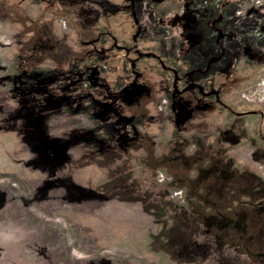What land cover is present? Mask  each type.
I'll return each mask as SVG.
<instances>
[{
	"label": "rangeland",
	"instance_id": "1",
	"mask_svg": "<svg viewBox=\"0 0 264 264\" xmlns=\"http://www.w3.org/2000/svg\"><path fill=\"white\" fill-rule=\"evenodd\" d=\"M54 1L0 0V264H245L222 257L217 235L204 243L197 208L172 210L168 201L182 205L184 190L151 197L144 187L172 180L150 170L170 143L211 148L212 166L229 162L233 173L220 192H206L211 178L199 185L214 204L207 210L236 217L243 207L263 247L264 214L250 203L264 196V0H233L238 42L189 52L182 47L193 41L176 25L155 26L138 1ZM108 28L113 37L102 34ZM36 39L39 56L46 46L55 57L34 61ZM139 43L161 48L166 64L136 52ZM143 136L154 148L130 150ZM130 153L139 173L118 176Z\"/></svg>",
	"mask_w": 264,
	"mask_h": 264
},
{
	"label": "trees",
	"instance_id": "2",
	"mask_svg": "<svg viewBox=\"0 0 264 264\" xmlns=\"http://www.w3.org/2000/svg\"><path fill=\"white\" fill-rule=\"evenodd\" d=\"M54 2H58V0H55ZM108 30L109 28L102 34L113 37L111 31ZM99 36H101L100 33L94 37L95 42L99 40ZM76 100H78V98ZM220 104L225 108L227 107L223 103ZM150 144L151 143L147 139V136H143L141 140L140 138L135 140L134 144L129 147V149H132L133 152L135 151V149H138L140 147H144L145 149L147 148L150 150V148H154ZM157 145L159 146L162 144ZM169 145L170 146H167L168 148L170 147L168 149L169 151L166 150L165 152H163L164 154H158L157 158H154L152 155L153 153H151L150 156L154 158V161H152L151 163L150 170L155 173L158 170L164 169L167 174L171 176L172 180L169 182V184L163 186H157L154 184L153 186L155 189L142 186L148 193V196L163 197L164 195L169 194V191L174 188L184 190L186 193V197L185 202L182 205H176L170 201H168V204L170 205V207H172V210H174V212L178 210L182 211V208H184V206H186L187 208L195 207L198 211H200L198 213L203 215V219L205 221V224H203L204 229L201 230L202 234L204 233L206 236L205 238H203V240L205 241L204 243L208 241L207 243L210 245L209 242H212V238L210 239V235H217L220 242L215 239L213 243H216V245H218L217 250L222 254V257L232 255L236 258V260L238 259L240 262H245V264H264V243L262 245L263 247L256 245L259 240V237L256 234L258 228L256 229L251 226L247 219L246 210L240 206L241 211L236 215V217H232L231 213H225L216 209H213V211H209L207 210L206 205H214L213 201H211V196L204 192L202 193V191H198L199 185L201 183L208 182V179L211 178L212 181L209 182L211 186L206 189V192H209L210 194H213L214 191L220 192L221 190L219 187H225L226 181L224 180L233 173V169L231 167L232 164H229V162L227 164L223 163V167H221V170H219V168L212 166V164L209 162L211 160V157L208 156H213L211 148H203L201 150H197L196 148H194L192 150H189L188 147L186 148L187 144H182L179 142H174L172 144L170 143ZM217 154L220 157L222 156L221 158H223L222 151H217ZM220 157L219 160L222 161ZM127 159L128 161L126 165L122 168L119 167L117 169L118 176L124 175L127 177L130 176V174L134 176L139 173H137V165L133 161L135 159L136 161H138L140 160V158L136 157V154L130 153ZM131 159L134 160L131 161ZM132 163L133 165H131ZM147 172V168H144L142 172H140L141 177L143 175L145 176ZM251 176L252 175L250 172L245 174V177ZM208 195L210 196V198L208 197ZM250 204L252 205L254 213L259 212L260 214H264V196L262 194H258L257 199ZM223 226L228 228L230 227L232 228V230H220L223 229ZM253 243H255L254 247H257V253L251 255L253 256V258L249 256L253 259V261L247 262L243 259L242 254H245L244 252L247 251L246 249L250 248L249 246ZM196 245L200 246L198 243H196ZM243 248L245 250H243ZM210 252L211 251L209 249L208 252L204 254L201 253L199 256H203V258H206V255Z\"/></svg>",
	"mask_w": 264,
	"mask_h": 264
},
{
	"label": "crops",
	"instance_id": "3",
	"mask_svg": "<svg viewBox=\"0 0 264 264\" xmlns=\"http://www.w3.org/2000/svg\"><path fill=\"white\" fill-rule=\"evenodd\" d=\"M133 5L135 2H139L144 4L145 6H149L151 8V17L153 20L156 21L155 26H157V20L160 23L158 26L165 27L168 26H175L176 25V31L178 35H183L184 40L186 42L193 41L192 46H183L182 49H186V51H190V49L199 48L201 45L202 47L206 48L207 50L210 49H216L218 48L221 51H224L226 43H230L232 40H237L236 33H232V27L231 23L233 20L230 16V5L233 3V0H181L182 1V9L181 11H173L170 6V10H165L166 4H164L165 0H131ZM130 2V0H129ZM185 8H184V5ZM217 3H220L219 5ZM131 5V3H129ZM136 4V3H135ZM159 5V8L158 6ZM180 6V7H181ZM153 7H157L158 9H154ZM191 10H189L188 8ZM202 9V10H200ZM193 10H198L196 13ZM158 11V13L156 12ZM156 12V13H155ZM204 14V15H202ZM130 15L131 19L134 23V26L136 24L139 27V20L135 15L132 14V10L130 9ZM169 15L170 18H173L172 23L169 24L165 20L166 17ZM151 18V19H152ZM176 19V20H175ZM152 21V20H151ZM115 23V29L120 31L121 26L119 21H114ZM166 22V23H165ZM222 34V36H221ZM141 36V33L140 35ZM148 40L155 41L152 36H149ZM228 45V44H227ZM136 52L143 55V57H148L156 60L160 64H166L165 58H167V55H165L162 52V49L158 46H152L153 48H150L151 50L145 51L142 43L136 44L133 46ZM181 49V50H182ZM182 50V51H183ZM177 53H175L176 58L183 61V64H186L183 59V53L180 51V49H176ZM179 51V53H178ZM185 51V50H184ZM187 52V53H188ZM182 53V54H181ZM181 54V55H180ZM186 55V54H185ZM138 56V55H136ZM215 60L214 57L209 58L208 64H211ZM189 64V62H187Z\"/></svg>",
	"mask_w": 264,
	"mask_h": 264
},
{
	"label": "flooded vegetation",
	"instance_id": "4",
	"mask_svg": "<svg viewBox=\"0 0 264 264\" xmlns=\"http://www.w3.org/2000/svg\"><path fill=\"white\" fill-rule=\"evenodd\" d=\"M202 15H204V14H202ZM221 36H222V34H221ZM35 41V43H34V45H33V47H32V55H31V57H32V59L34 60V61H38L39 59H40V57L42 58V57H44V55H48V56H50L51 55V58L52 57H55L54 55V50H51V48L50 47H47L46 48V46H43L42 47V52H41V54H43V55H41V56H39L40 55V45H39V43H38V41H37V39L36 40H34ZM30 57V58H31ZM36 64V63H35ZM37 65H38V63H37ZM36 69V68H35ZM34 69V71H33V73L35 74V75H38V74H40L37 70H35ZM38 72V73H37ZM57 101V98H55V101L54 102H56Z\"/></svg>",
	"mask_w": 264,
	"mask_h": 264
}]
</instances>
